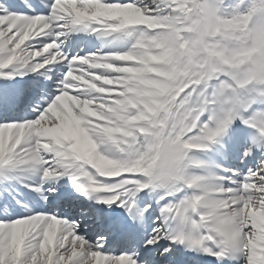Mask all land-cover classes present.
Wrapping results in <instances>:
<instances>
[{"label": "snow or ice", "instance_id": "obj_1", "mask_svg": "<svg viewBox=\"0 0 264 264\" xmlns=\"http://www.w3.org/2000/svg\"><path fill=\"white\" fill-rule=\"evenodd\" d=\"M0 264H264V0H0Z\"/></svg>", "mask_w": 264, "mask_h": 264}]
</instances>
